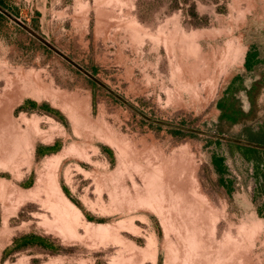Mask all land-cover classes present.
Wrapping results in <instances>:
<instances>
[{"label": "rangeland", "instance_id": "rangeland-1", "mask_svg": "<svg viewBox=\"0 0 264 264\" xmlns=\"http://www.w3.org/2000/svg\"><path fill=\"white\" fill-rule=\"evenodd\" d=\"M148 1L0 0L15 17L0 11V264H264V191L234 142L174 134L126 104L229 137L255 133L264 0ZM252 48L260 62L245 72ZM239 73L237 120L219 119L217 99ZM26 99L63 120L17 108ZM54 139L58 151L35 155ZM28 235L51 248L16 249Z\"/></svg>", "mask_w": 264, "mask_h": 264}, {"label": "trees", "instance_id": "trees-1", "mask_svg": "<svg viewBox=\"0 0 264 264\" xmlns=\"http://www.w3.org/2000/svg\"><path fill=\"white\" fill-rule=\"evenodd\" d=\"M153 3H154L153 0H149L147 2L148 5H152ZM138 17L140 20H142V17L139 14H138ZM256 54H257L256 52L252 54L251 51L250 52L247 51L246 58L250 57L249 61L245 60L244 62V66L247 71H250L252 66L259 62L258 59H255V58L253 59V57ZM235 80H238L241 85V82L243 81V76L242 75L237 76L236 78H234V81ZM17 108L21 110L39 109L43 112L56 116L60 120H63V118L60 117L59 113L55 109L50 107L49 105L43 104V103L37 104L35 101L31 99L24 100ZM216 108L219 110V114H218L219 119H223L229 122H235L237 120V116L239 113H238V110L231 103V99L218 100L216 102ZM171 132H173L174 134H179L182 131L179 129L172 128ZM252 138L257 139L258 142H261V144H264V132H255L253 134L249 133L248 137L245 138L244 140L250 141ZM214 142L216 144V143H219L220 141L218 139H215ZM229 144H232L233 146H235L237 148L240 159L249 164L251 175L255 180V186L253 190L254 191H258V190L264 191V150L237 144V143H229ZM58 148L59 146L55 150H58ZM35 155L40 157V152L37 147L35 149ZM211 164L214 168V171H216L219 175L220 184L227 187L230 179L228 178L229 175L227 174L228 168L225 163V157L221 154L214 153L211 156ZM61 188L63 192L65 193V195L69 197L70 193L68 189L65 186H62ZM71 200L73 201L74 204H76L81 209L80 204L76 200L72 198ZM85 215L88 217V219H93L90 215H88V213H85ZM33 245H38L44 249L51 248L49 244H46L42 239H40L39 237L35 235L24 236L21 240H18V242L15 244L16 249H22V248H26V247L33 246ZM157 264H160V263L158 262Z\"/></svg>", "mask_w": 264, "mask_h": 264}, {"label": "crops", "instance_id": "crops-1", "mask_svg": "<svg viewBox=\"0 0 264 264\" xmlns=\"http://www.w3.org/2000/svg\"><path fill=\"white\" fill-rule=\"evenodd\" d=\"M247 51H249V52L251 51L252 54H253L254 52H256L257 54L253 57V59H254V58H255V59H258L259 62H260V54H259V52L256 51V49H254V48H252V49H247ZM247 51H246V53H247ZM246 53H245L244 62H245V60L249 61V58H250V57H249V58H248V57L246 58ZM259 62H258V63H259ZM255 65H256V64H255ZM255 65L252 66V68H251L250 71H247L246 68H245V66H244V70H243V71H245V72H251V71L254 69ZM237 76H241L240 73H239V74H236V75H235V76L229 81V83L227 84V86L225 87V89H224V91H223V94L221 95V97H219V98L217 99V101H218V100H224V99H226V100H227V99H231V96H234L235 93H236L237 91L240 90V88H241L240 91H246L245 87H243V86H241L240 88L237 87V85H236V84H237V83H236V80L234 81V78H236ZM241 84H244V82L242 81ZM244 86H245V85H244ZM239 93H241V92H239ZM218 111H219V110H218ZM253 130L256 131V132H264V120L260 121V122L256 125V129H253ZM250 141H251V142H254V143L261 144V142H258V140H257V139H254V138H252ZM58 146H59V148H58V150H59L60 147H61V141H60V139H54L53 141H51V142H49V143H38V144H36V145H35V148H34V151H35V149H36V147H37L38 150H39V152H40V157H45V156H48V155H50V154H52V153L58 151V150H55Z\"/></svg>", "mask_w": 264, "mask_h": 264}, {"label": "water", "instance_id": "water-1", "mask_svg": "<svg viewBox=\"0 0 264 264\" xmlns=\"http://www.w3.org/2000/svg\"><path fill=\"white\" fill-rule=\"evenodd\" d=\"M0 11L5 13L9 17L15 19V17L13 15L9 14L8 12H6L1 7H0ZM111 93L116 96V94L114 92H111ZM119 99L124 102V100L121 97H119ZM126 104L129 107H131L132 109H134L135 111H137L143 118H145V119H147L149 121H152L154 123H157L159 125H166L168 127L174 128V129H179V130H182V131H187V132H191V133H195V134H202V135H206V136H209V137H213L215 139L230 141V142H234V143H237V144H241V145L250 146V147H254V148H258V149L264 150V144H258V143H254V142H251V141H248V140H244V139H239V138H235V137H229V136H226V135H223V134L212 133V132L203 131V130H200V129L190 128V127L183 126V125H177V124H173V123H169V122L153 119V118H150V117L146 116L144 113H142L140 110L135 108L130 103L126 102Z\"/></svg>", "mask_w": 264, "mask_h": 264}, {"label": "bare ground", "instance_id": "bare-ground-1", "mask_svg": "<svg viewBox=\"0 0 264 264\" xmlns=\"http://www.w3.org/2000/svg\"><path fill=\"white\" fill-rule=\"evenodd\" d=\"M5 120H6V119H5ZM22 120H23V121H27L26 118H22ZM6 121H8V119H7ZM35 121H36V119H35ZM9 122H10V121H9ZM9 122H8V123H9ZM7 125H8V126H7ZM10 125H11V123H10ZM6 126L9 127V124H6ZM11 128H12V127H11ZM4 129H5V128H4ZM7 130H8V129H7ZM7 130H6V131H7ZM9 139H10V138H9ZM0 151H1V150H0ZM62 196H63L64 198H66V197L64 196L63 193H62Z\"/></svg>", "mask_w": 264, "mask_h": 264}]
</instances>
